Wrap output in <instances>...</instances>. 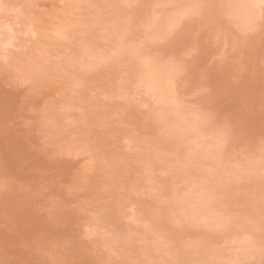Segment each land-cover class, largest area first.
Listing matches in <instances>:
<instances>
[{
    "label": "rangeland",
    "instance_id": "obj_1",
    "mask_svg": "<svg viewBox=\"0 0 264 264\" xmlns=\"http://www.w3.org/2000/svg\"><path fill=\"white\" fill-rule=\"evenodd\" d=\"M0 4V264H264V0Z\"/></svg>",
    "mask_w": 264,
    "mask_h": 264
},
{
    "label": "bare ground",
    "instance_id": "obj_2",
    "mask_svg": "<svg viewBox=\"0 0 264 264\" xmlns=\"http://www.w3.org/2000/svg\"><path fill=\"white\" fill-rule=\"evenodd\" d=\"M251 2H252V4L254 3V4H256V3H258L260 0H250ZM253 4V5H254ZM1 5V4H0ZM4 4H2V6H3ZM5 7V6H4ZM2 14V13H1ZM8 20V19H7ZM3 22H4V20H3ZM7 22V21H6ZM2 23V22H1ZM7 24H8V22H7ZM28 25V24H27ZM8 27H10V26H8ZM1 28V27H0ZM9 29V28H8ZM14 29V28H13ZM4 29H2V31H3ZM6 30V29H5ZM10 30V29H9ZM14 32V31H13ZM56 32V31H55ZM10 33V32H9ZM13 35V34H12ZM60 35V34H59ZM158 91V90H157ZM160 92V91H159ZM198 198V197H197ZM193 212V211H192Z\"/></svg>",
    "mask_w": 264,
    "mask_h": 264
}]
</instances>
